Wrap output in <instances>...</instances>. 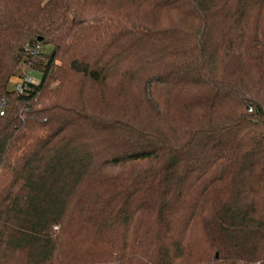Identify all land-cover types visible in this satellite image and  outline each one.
Listing matches in <instances>:
<instances>
[{"label": "trees", "instance_id": "trees-1", "mask_svg": "<svg viewBox=\"0 0 264 264\" xmlns=\"http://www.w3.org/2000/svg\"><path fill=\"white\" fill-rule=\"evenodd\" d=\"M257 263L264 0H0V264Z\"/></svg>", "mask_w": 264, "mask_h": 264}, {"label": "built area", "instance_id": "built-area-1", "mask_svg": "<svg viewBox=\"0 0 264 264\" xmlns=\"http://www.w3.org/2000/svg\"><path fill=\"white\" fill-rule=\"evenodd\" d=\"M40 50H41L40 45H36L29 50V54L34 57L39 54ZM39 82H40L39 79L35 78L32 74H28L24 78H17L12 81V83L15 84L14 90L17 91L18 93L23 92L24 85L39 84Z\"/></svg>", "mask_w": 264, "mask_h": 264}, {"label": "rangeland", "instance_id": "rangeland-1", "mask_svg": "<svg viewBox=\"0 0 264 264\" xmlns=\"http://www.w3.org/2000/svg\"><path fill=\"white\" fill-rule=\"evenodd\" d=\"M32 75H33V74H32ZM33 76H34L35 78H37V79L40 78V76H39V75H36V74H34ZM10 89L14 90V89H15V84L12 83V84L10 85ZM257 264H260V263H257Z\"/></svg>", "mask_w": 264, "mask_h": 264}, {"label": "water", "instance_id": "water-1", "mask_svg": "<svg viewBox=\"0 0 264 264\" xmlns=\"http://www.w3.org/2000/svg\"><path fill=\"white\" fill-rule=\"evenodd\" d=\"M41 40V39H40Z\"/></svg>", "mask_w": 264, "mask_h": 264}]
</instances>
